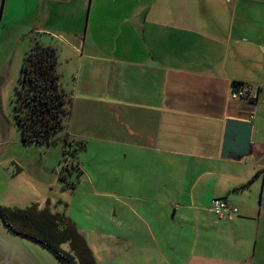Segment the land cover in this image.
I'll return each mask as SVG.
<instances>
[{
	"label": "crops",
	"instance_id": "0c3cea01",
	"mask_svg": "<svg viewBox=\"0 0 264 264\" xmlns=\"http://www.w3.org/2000/svg\"><path fill=\"white\" fill-rule=\"evenodd\" d=\"M33 35L56 49L70 97L57 140L84 143L79 178L107 187L120 231L157 251L130 264H170L163 235L186 198L205 204L192 255L172 264H264V0H0V74ZM240 84L256 97L231 98ZM226 119L251 123L238 160L220 157ZM213 198L236 212L215 216Z\"/></svg>",
	"mask_w": 264,
	"mask_h": 264
},
{
	"label": "rangeland",
	"instance_id": "374dc122",
	"mask_svg": "<svg viewBox=\"0 0 264 264\" xmlns=\"http://www.w3.org/2000/svg\"><path fill=\"white\" fill-rule=\"evenodd\" d=\"M18 72L19 67H16L7 75L0 74V206L23 209L34 203L41 209L48 199L52 200L49 204L51 212L65 216L69 213L68 218L86 230L87 240L97 244L92 250L97 264H130V260L146 257L158 260L156 250L138 247L149 242L143 231L138 234L120 231L117 224L121 217L119 213L114 215L113 199L100 195V191L107 190V187L94 188L85 177L80 179L76 170H71L68 179L75 188L68 189L58 180L61 165L67 162L62 147L60 151L61 142L57 140L60 131L53 136L59 143L56 147L20 144L11 113L12 91ZM204 204L203 199L191 203L186 198L181 201L183 208L173 221L170 207V223L163 235L166 237L163 252L170 264L172 260L187 262L192 255L198 226L194 210ZM95 232L99 235H93ZM165 247L172 250L167 251ZM197 247L199 245H196V251ZM61 249L66 251L67 245L62 244ZM3 256L4 264H60L46 249L14 235L0 221V258Z\"/></svg>",
	"mask_w": 264,
	"mask_h": 264
},
{
	"label": "trees",
	"instance_id": "16d2710c",
	"mask_svg": "<svg viewBox=\"0 0 264 264\" xmlns=\"http://www.w3.org/2000/svg\"><path fill=\"white\" fill-rule=\"evenodd\" d=\"M30 43L12 91L11 113L21 145L54 146L53 136L63 130L70 111V97L60 84L56 49L39 43L35 35ZM59 141L67 162L61 165L57 178L64 187L73 189L68 179L71 170H76L78 176L81 173L76 156L85 145L67 134ZM0 221L14 235L46 249L60 264H96L74 223L62 213L51 212L48 200L41 209L34 203L23 209L0 206ZM62 244L67 245L66 251L61 249Z\"/></svg>",
	"mask_w": 264,
	"mask_h": 264
},
{
	"label": "water",
	"instance_id": "95a60500",
	"mask_svg": "<svg viewBox=\"0 0 264 264\" xmlns=\"http://www.w3.org/2000/svg\"><path fill=\"white\" fill-rule=\"evenodd\" d=\"M251 123L245 120L226 119L224 123L220 157L238 160L247 156L250 149Z\"/></svg>",
	"mask_w": 264,
	"mask_h": 264
},
{
	"label": "built area",
	"instance_id": "2783aa9c",
	"mask_svg": "<svg viewBox=\"0 0 264 264\" xmlns=\"http://www.w3.org/2000/svg\"><path fill=\"white\" fill-rule=\"evenodd\" d=\"M230 97L233 99H254L256 95L250 90L248 85L241 84L237 88L232 89L230 92ZM210 210L215 216L219 218L227 214H234L236 212V209H229L227 202L221 198H213L210 200Z\"/></svg>",
	"mask_w": 264,
	"mask_h": 264
}]
</instances>
